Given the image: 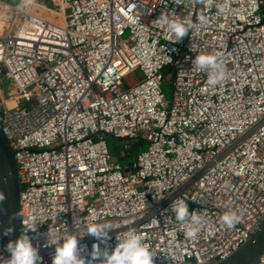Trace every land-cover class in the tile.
<instances>
[{"label":"built area","instance_id":"2783aa9c","mask_svg":"<svg viewBox=\"0 0 264 264\" xmlns=\"http://www.w3.org/2000/svg\"><path fill=\"white\" fill-rule=\"evenodd\" d=\"M164 11L196 27L169 41L155 22ZM0 22V126L19 169L22 235L42 264L55 253L47 240L85 234L89 209L113 223L110 248L119 232L143 233L154 264H216L261 228L264 0H0ZM201 53L218 54L220 83L196 70ZM108 138L129 142L121 159L140 152L124 165ZM178 198L203 215L195 236L171 212ZM230 209L232 228L220 219ZM93 243L79 238L82 255Z\"/></svg>","mask_w":264,"mask_h":264},{"label":"clouds","instance_id":"9594fccd","mask_svg":"<svg viewBox=\"0 0 264 264\" xmlns=\"http://www.w3.org/2000/svg\"><path fill=\"white\" fill-rule=\"evenodd\" d=\"M198 19L200 23L206 22L203 15ZM155 22L166 27L171 34L169 41L173 42L182 41L188 34L189 27H196V25L185 26L165 11L160 14ZM193 64L197 71L207 73V83L209 85H216L224 78L218 54H198L195 56ZM157 197L160 198L158 192ZM2 200L3 197H0V201ZM171 212L175 214V219L181 222L182 226H187L186 234L189 237L195 236L199 232L203 224V215L195 210H190L185 199L178 198L174 200L171 204ZM89 215L92 222L85 225V234L92 236L94 243L91 245V250L88 251L87 256L82 255L81 246L79 245V238H82L85 234L79 238L76 235H69L61 244H57L54 240L51 242L47 240L45 247L55 245V253L51 264H154L155 253L150 245L145 243L143 233H138L134 229L119 232L116 236L118 243L114 248H110L107 242L111 238L110 233L115 229L113 223L104 220L93 209H89ZM29 219L33 225L31 231H34L36 220L32 217ZM220 219L224 225L232 228L239 221L240 216L236 210L230 209L225 211ZM23 224L26 226L25 220H23ZM8 231H11V229ZM6 249L10 256L5 260L3 255L0 254V264H42L39 249L33 245L28 234L24 233L15 241H9Z\"/></svg>","mask_w":264,"mask_h":264},{"label":"water","instance_id":"95a60500","mask_svg":"<svg viewBox=\"0 0 264 264\" xmlns=\"http://www.w3.org/2000/svg\"><path fill=\"white\" fill-rule=\"evenodd\" d=\"M21 190L15 152L0 126V197H3L0 201V239L6 258L10 256L6 249L8 242L22 236ZM9 229L11 231H8ZM262 256H264V223L233 255L216 264H256Z\"/></svg>","mask_w":264,"mask_h":264},{"label":"rangeland","instance_id":"374dc122","mask_svg":"<svg viewBox=\"0 0 264 264\" xmlns=\"http://www.w3.org/2000/svg\"><path fill=\"white\" fill-rule=\"evenodd\" d=\"M45 2L47 3L48 0H45ZM0 28H1V22H0ZM128 35L125 36V38H127ZM4 86H5V90L7 92V90L13 88V83L10 80H5L3 82ZM162 89L164 94L166 95L167 99L170 100L171 96H172V83L170 80L166 81L164 84H162ZM108 143L110 145V147L113 149L115 147L116 151H115V157L116 159H121V152L122 149L124 147V145L129 144V142L127 141H117L114 139H110L108 138ZM131 159H127V160H123L121 161L122 164L126 165Z\"/></svg>","mask_w":264,"mask_h":264},{"label":"trees","instance_id":"16d2710c","mask_svg":"<svg viewBox=\"0 0 264 264\" xmlns=\"http://www.w3.org/2000/svg\"><path fill=\"white\" fill-rule=\"evenodd\" d=\"M169 71H171V68H169L168 70H167V72H169ZM111 139V138H110ZM109 144V143H108ZM109 148H110V151H111V153L115 156V151H116V149H115V147L112 149L111 147H110V145H109ZM140 152V150H139V148H138V146H133L132 148H131V150H130V156H128V158L127 159H133L138 153ZM124 159H121V161H123Z\"/></svg>","mask_w":264,"mask_h":264}]
</instances>
